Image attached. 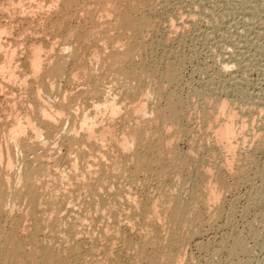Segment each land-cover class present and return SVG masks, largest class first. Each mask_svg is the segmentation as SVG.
Here are the masks:
<instances>
[{
  "label": "bare ground",
  "instance_id": "obj_1",
  "mask_svg": "<svg viewBox=\"0 0 264 264\" xmlns=\"http://www.w3.org/2000/svg\"><path fill=\"white\" fill-rule=\"evenodd\" d=\"M206 1L65 0L45 27L62 40L49 50L29 45L24 69L15 63L20 49L3 43L9 28L1 31L0 264H189L191 244L224 251L223 238H200L206 221L235 217L233 191L251 190L243 213L263 196L264 185L251 182L264 181V92L248 93L238 74L226 80L247 57L241 49L231 66L220 67L215 55L224 74L218 68L205 89L186 82L184 98L180 52L193 28L244 14L250 18L238 21L235 35L252 31L249 1ZM29 2L30 19L50 11L42 0ZM220 4L228 11L219 15ZM244 42L250 49L253 40ZM183 141L186 151L178 149ZM240 238L225 249L230 259L250 252Z\"/></svg>",
  "mask_w": 264,
  "mask_h": 264
},
{
  "label": "rangeland",
  "instance_id": "obj_2",
  "mask_svg": "<svg viewBox=\"0 0 264 264\" xmlns=\"http://www.w3.org/2000/svg\"><path fill=\"white\" fill-rule=\"evenodd\" d=\"M10 1V2H9ZM13 0H0V33H1V31H3L4 29H7V28H9L8 30H9V32H7V33H5V35L3 36V40H4V42L3 43H5V46L7 45L8 46V48H15V47H18L20 50V52H19V55L17 56V57H19V58H17L16 57V61H15V63L17 62L18 63V61H19V63H18V65L19 64H21V65H19L20 67H21V69H24L25 68V61H26V57L25 56H27V52H28V50L27 49H29V45H30V47L33 45V46H35L34 44H36V46H38V45H41V44H43L42 46L46 49V50H49L48 48L52 45L51 43H56V42H60L61 40H60V38H57L56 37V33H54L52 30V33H51V31L50 30H48V29H46V28H49L52 24V21H54V20H56L57 18L56 17H58V15L60 14V12L61 11H64V9L66 8L65 7V0H64V2H63V0L61 1V0H55V1H53V0H42V1H44L45 2V4H46V6H47V8H49V10L50 11H52V13H50V17H49V12L48 11H46V13H48V14H46V15H48V16H46L45 15V13H43V14H37V15H34V17L36 18V20H35V18L34 17H31V19H30V16H31V14H32V16H33V14H36V13H33V12H31V13H29V11H32V10H30V2L29 1H31V0H15V1H13V3L16 5L15 7H13V3H11ZM23 1H24V3H23ZM33 1V0H32ZM57 1V2H56ZM197 1V0H196ZM206 0H204V2H205ZM209 1V0H208ZM227 1H232L233 3H235V1H237V0H235V1H233V0H227ZM245 1H249L245 6L247 7H245L244 6V8L245 9H248V10H245V9H243V7H242V9L240 10V11H247V12H249V13H251V14H253V16L254 17H252L253 18V21L251 20L250 22L251 23H253L251 26H252V31H251V33L250 34H245V33H241V35H235V29H236V27H241V26H239V24L240 25H242L241 23H238V21H240V22H242L243 20H244V18H243V16H244V14L243 15H239V17L238 18H234L235 20H233V21H230V23H229V21H228V19H222L221 17H219L218 16V18L219 19H217V17H214V18H212L211 20H210V24H209V22H207V19L206 20H204L202 23H201V26H200V24H199V28H193L192 30H191V32H189L190 34H188V37L189 38H187L186 39V46H185V51L183 50V51H181L180 52V54L184 57L185 56V62H184V64L185 65H183L182 67H181V69H182V72L183 73H181V76H183L182 77V82H184L183 83V94H185L186 92L188 93L190 90L189 89H191V88H195L196 87V85H198L199 84V86H197V88H200V87H203L204 89H205V87H204V84L206 83V80L208 79V76H216L215 74H217L218 72L217 71H219V69L218 68H220L222 65L221 64H224L225 66H231V65H233V64H231V61L232 60H234V56H235V51L238 53L241 49L243 50V51H245V52H243L242 50H241V52H243V53H245V55L247 56L246 58H245V61H244V59H243V57H241L242 59H243V61L245 62H243L242 63V59L240 60L241 62H240V64L238 65V69H239V72H238V69H237V72H236V69H235V67L234 66H231L232 68H230V70L232 71H230V70H227V72H226V80H228V77L230 78L231 77V75H236V74H238V75H236V76H238V77H236L235 76V78H239V79H241L242 80V77H244L243 79H245L246 81V85H245V87H246V90H247V92L248 93H252L253 95H255V96H259V94L261 95L262 94V90H263V92H264V0H245ZM254 1V2H253ZM19 2H21V4H22V6H21V4L19 5ZM47 2V3H46ZM58 2H62V3H64L63 5L62 4H59ZM92 2V1H91ZM91 2H88V4H87V6L89 7V6H91L93 3H91ZM224 2H226V1H224ZM10 3V4H9ZM18 4V6H17V4ZM33 3H35V0H34V2H31V4H32V7H33ZM37 3V2H36ZM52 3H53V5H52ZM55 3H57V4H59L58 5V7H56L57 6V4H55ZM206 3H207V1H206ZM30 5L29 7L27 6V9H28V13L30 14H28L27 13V10H26V5ZM12 5V8H10V6ZM50 7H49V6ZM209 5H210V3H209ZM221 6L223 5V4H220ZM258 5V6H257ZM217 7V9L215 10L217 13H219V15L220 14H222L223 12L222 11H225V12H227L228 10H226V8L227 7H229L228 5H225V3H224V6L226 7ZM250 6V7H249ZM20 7V11H19V9L18 8ZM21 7L23 8L24 7V11L26 10V13L23 11V14H22V11L21 10H23V9H21ZM16 8H17V10H16ZM47 8H46V10H47ZM220 8H222L221 9V11H220ZM224 8H225V10H224ZM61 9V10H60ZM254 9H256V10H254ZM12 10V11H11ZM16 10V11H15ZM203 10V9H202ZM256 11V12H255ZM8 12H9V14H8ZM12 12V13H11ZM18 12H20L19 14H18ZM202 12V11H201ZM221 12V13H220ZM253 12V13H252ZM54 13H56V14H54ZM19 16H18V15ZM22 14V15H21ZM53 14V15H52ZM58 14V15H57ZM255 14V15H254ZM257 14V15H256ZM52 15V16H51ZM56 15V16H55ZM15 16V17H14ZM24 18H23V17ZM43 16H45V18H46V20H47V17H48V20L51 18V20L50 21H46V20H44L45 18L43 17ZM55 16V17H54ZM82 16V15H81ZM16 17H17V19H16ZM27 17V18H26ZM43 17V18H42ZM52 17L54 18V19H52ZM206 18V16H203V18ZM244 17H247L246 15L244 16ZM12 18V19H11ZM19 18V19H18ZM56 18V19H55ZM79 18L81 19V17L79 16ZM79 18H76L74 21H76V22H79V23H81L82 22V20H84L83 18H85V16L81 19V20H79ZM204 18V19H205ZM220 18H221V20H223V21H221L220 20ZM248 18H250L249 16L246 18V19H248ZM251 18V19H252ZM256 18V19H255ZM27 19H28V23H30V24H32V25H29L28 23H27ZM32 19H34V20H32ZM38 19V20H37ZM41 19H43V20H41ZM17 20H19V21H17ZM26 20V21H25ZM32 20V21H31ZM41 20V21H40ZM215 20H219V24H223V25H219V24H217L216 22H214ZM232 20V19H231ZM32 23H31V22ZM34 21V22H33ZM35 21H37V22H35ZM39 21V22H38ZM48 23V22H50V23H48L47 25L44 23ZM73 21V22H74ZM22 22V23H21ZM41 22H43V23H41ZM76 22H74V24H78V23H76ZM162 22H164V21H162ZM222 22H224V23H222ZM233 22V23H232ZM257 22V23H256ZM35 23V24H34ZM36 23H38V24H36ZM41 23V24H40ZM165 23V22H164ZM163 23V25H162V23L160 24V25H162V26H164L165 24ZM209 24L210 26H209V28H208V25H206V24ZM41 26H40V25ZM228 24V25H227ZM44 26V28L46 27V26H48V27H46L45 29L43 28V26ZM50 25V26H49ZM159 25V24H158ZM227 25V26H226ZM238 25V26H237ZM260 25H263V26H260ZM7 26V27H6ZM9 26V27H8ZM31 26V27H30ZM216 26V27H215ZM231 28H230V27ZM233 26V27H232ZM236 26V27H235ZM5 27V28H4ZM219 27L221 28V29H219ZM3 28V29H2ZM13 30H12V29ZM28 28H30V29H28ZM33 28V29H32ZM205 28V29H204ZM233 28V29H232ZM27 29V30H26ZM227 29V30H226ZM232 29V30H231ZM7 30V31H8ZM27 32H26V31ZM32 30V31H31ZM31 31V32H30ZM46 31V32H45ZM199 31H200V33H199ZM229 31V32H228ZM240 31V30H239ZM15 32V33H14ZM50 32V33H49ZM193 32V33H192ZM210 32V33H209ZM219 32V33H218ZM254 32V33H253ZM261 33V36H259V37H257V35L255 34V33ZM23 33H28L27 35L26 34H23ZM49 33V34H48ZM214 33V34H213ZM228 33H231V34H228ZM9 34V35H8ZM22 34L24 35V37L22 36ZM48 36H47V35ZM11 35V36H10ZM196 35V36H195ZM209 37H207V36ZM212 35V36H211ZM233 35V36H232ZM26 36V37H25ZM50 36V37H49ZM53 36H55V40H54V37ZM211 36V37H210ZM239 36V37H238ZM243 36V37H242ZM246 36H247V38L248 39H252L253 40V44H255L256 42V44L255 45H251V47H250V49L248 50L247 48H246V50H244L245 48V45H244V40H247V38H246ZM7 39H6V38ZM13 37V38H12ZM41 37V38H40ZM221 37V38H220ZM230 37V38H229ZM43 38V39H42ZM192 38V39H191ZM233 38V39H232ZM237 38V39H236ZM242 38V39H241ZM20 40V41H18V40ZM47 39V40H46ZM189 39V40H188ZM208 39V40H207ZM210 39H211V41H210ZM260 39V40H259ZM44 40H46V42L44 41ZM227 40V41H226ZM233 40V41H232ZM240 40V41H239ZM243 40V41H242ZM41 41V42H40ZM42 41H44V42H42ZM54 41V42H53ZM188 41V42H187ZM205 41V42H204ZM235 41V42H234ZM238 43H237V42ZM242 41V42H241ZM49 42V43H48ZM196 42V43H195ZM213 42V43H212ZM20 43H22L23 45H21ZM47 43V44H46ZM217 43V44H216ZM230 43V44H229ZM237 43V44H236ZM242 43V44H241ZM13 44V45H12ZM45 44V45H44ZM51 44V45H50ZM191 44V45H190ZM229 44V45H228ZM234 44V45H233ZM239 44V45H238ZM20 45H21V47H20ZM220 46V47H219ZM232 46V47H231ZM263 46V47H262ZM47 47V48H46ZM235 47L237 48V49H235ZM195 48V49H194ZM240 48V49H239ZM252 48V49H251ZM263 48V49H262ZM25 50V51H24ZM232 50V51H231ZM235 50V51H234ZM239 50V51H238ZM257 50V51H256ZM261 50V51H260ZM247 51V52H246ZM250 51V52H249ZM23 52H24V54H23ZM228 52V53H227ZM230 52V53H229ZM231 52L234 54L233 56H232V54H231ZM254 52V53H253ZM22 53V54H21ZM26 53V54H25ZM247 53V54H246ZM249 53V54H248ZM195 54V55H194ZM222 54V55H221ZM254 54V55H253ZM24 55V56H23ZM215 55L216 56H218L219 58H220V60H218V58L217 57H215ZM225 55V56H224ZM226 55H228V56H226ZM250 55V56H249ZM259 55V56H258ZM255 56V57H254ZM224 57V58H223ZM250 57V58H249ZM252 57V58H251ZM254 57V58H253ZM208 58V59H207ZM215 58H217L216 60H215ZM229 58V59H228ZM17 59H18V61H17ZM212 59V60H211ZM227 59V61H225ZM193 60V61H192ZM219 61V66H215L214 64H215V61ZM246 60H247V62H246ZM250 60H252V61H250ZM3 61V59H1V57H0V66L3 64V63H1ZM206 61V62H205ZM260 61V62H259ZM4 62V61H3ZM23 62H24V64H23ZM230 63L229 65L228 64H226V63ZM16 63V64H17ZM209 63V64H208ZM214 63V64H213ZM241 63H242V66H241ZM252 63V64H251ZM256 65H255V64ZM260 63V64H259ZM199 64V65H198ZM208 65V66H207ZM223 65V66H224ZM247 65V66H246ZM249 65V66H248ZM260 67H258V66ZM184 66H186V67H184ZM196 66V67H195ZM222 66V67H223ZM241 66V67H240ZM244 67H246L247 68V70L248 69H250V70H248V71H246V69L244 68ZM251 67V68H250ZM256 67V68H255ZM262 67V68H261ZM205 68V69H204ZM234 68V69H233ZM241 68V69H240ZM254 68V69H253ZM217 69V70H216ZM235 70V71H233V70ZM245 69V70H244ZM255 69H259V70H261V71H257V70H255ZM184 70V71H183ZM222 69L220 68V74H224V71H223V73H222V71H221ZM244 70V71H243ZM263 70V71H262ZM201 71L203 72V73H201ZM200 73V74H199ZM231 73V75H229ZM234 73V74H233ZM246 73V74H245ZM260 73V74H259ZM263 73V74H262ZM195 74V75H194ZM206 75V76H205ZM229 75V76H228ZM246 76V77H245ZM248 77V78H247ZM199 78H201V79H199ZM188 79V80H187ZM110 80V79H109ZM109 80H107L106 81V83H109L110 81ZM249 80V81H248ZM202 81H204L205 83L203 84V85H201V83H203ZM208 81V80H207ZM243 81V80H242ZM187 82V83H186ZM190 84H193L192 86H190L189 85V89L187 90V86H186V84L188 85L189 83ZM105 83V84H106ZM186 83V84H185ZM185 84V85H184ZM250 84V85H249ZM65 84L63 83V86H64ZM195 85V86H194ZM260 86H262V87H260ZM191 87V88H190ZM257 87V88H256ZM14 89V94L16 95V96H18V94H20V93H18L19 92V88H17V87H14L13 88ZM16 89H18V90H16ZM258 90H259V92H258ZM254 91V92H253ZM186 93V94H187ZM183 95L184 96V98L187 96H190V94L188 93V95ZM0 95H1V93H0ZM4 93H3V96H1L0 97V101H1V104H0V106H1V108L6 104V99H5V97H4ZM4 97V98H3ZM186 97V98H187ZM237 98V97H236ZM2 100H3V102H2ZM235 100V99H234ZM233 99L231 100V102L233 101V104H231V106L233 107V106H235V103H237V104H240V102L238 103L236 100L234 101ZM8 101V100H7ZM4 103V104H3ZM2 111H3V109H2ZM178 145H179V147H178V149L179 150H182V151H186V149H187V143L186 142H180V143H178ZM186 145V146H185ZM184 149V150H183ZM41 153V152H40ZM260 158V170L262 169V171H264V155H262V156H260L259 157ZM262 159V160H261ZM263 162V163H262ZM261 166H263V167H261ZM259 177H255V179H254V176L252 177V182H251V184L253 185V187H255V185H256V187H262L263 188V185H264V181L262 182V179L261 178H259ZM254 179V180H253ZM254 182V183H253ZM261 183V184H260ZM261 185V186H260ZM241 186H243V185H241ZM247 186V187H246ZM244 185V188H241V187H239L238 189H237V192H236V196H234L235 194H234V192L235 191H233V193L232 194H230L228 197H227V200L228 201H230V202H234L235 203V198H238L237 200H236V203H235V205H237V206H234V207H236V208H234V209H236V210H234V215H235V217L233 216V218H230L231 220H229V219H226V218H224V219H220L221 221H215V222H211V221H206V224L208 225H206L207 227H204L205 229H207V230H205L206 232H204V234L203 235H205V234H207V235H205V236H201V238H200V240L203 238L204 240H201V242L203 241H210L211 242V240H212V242L213 241H216L215 243H217V242H220V240H222V242H223V239L225 240V249L228 251V247H230V241L231 240H233L234 238H240V236H241V238L240 239H242L243 240V242H245L246 241V247L248 246V248H247V250H250V252L248 251V253H246L247 255H243V254H239L238 255V257L237 256H235L233 259H230V256L228 255V254H226V253H228V252H226V250L224 249V251H223V249L220 251H218L216 254V256L215 255H213V254H215V253H212V254H208V253H206V252H204V251H200L197 247H196V245H189V247H187L188 249H186V253H185V251H184V253H185V258L187 259H185V258H183V259H185V263H189V264H191L192 262V264H213V263H215V264H245L246 263V261H247V264H264V193H263V196H262V198L261 199H259L257 202H255L254 204H253V206L255 207H253L252 205V207L254 208V210H253V208L251 207V209L250 208H248V209H250V210H248V212H245V213H243L242 211L244 210V208L246 207V203L247 202H249V200H248V198H249V196H247V195H250V193L251 192H249V191H251L250 190V188L248 187V185ZM241 188V189H240ZM239 190H241V192L239 191ZM247 191V192H246ZM239 192V193H238ZM248 193V194H247ZM239 195V196H238ZM243 196V197H242ZM241 198V199H240ZM246 200H248V201H246ZM259 202H261V205H260V203ZM263 202V203H262ZM259 203V204H258ZM256 204H258V205H256ZM228 208H230L229 206H227L226 207V209H227V211H228ZM238 208V209H237ZM236 211V212H235ZM236 213V214H235ZM238 213V214H237ZM248 213V214H247ZM258 214V215H257ZM246 215V216H245ZM244 217V218H243ZM262 217V218H261ZM260 218V219H259ZM233 219V220H232ZM245 219V220H244ZM263 219V220H262ZM209 220V219H208ZM223 220V221H222ZM227 220V221H226ZM237 220V221H236ZM262 220V221H261ZM224 221H225V223H224ZM211 222V224H208V223H210ZM253 222V223H252ZM230 223V224H229ZM219 224V225H218ZM229 224V225H228ZM211 225V226H210ZM221 225V226H220ZM228 225V226H227ZM236 225V226H235ZM219 227V228H218ZM230 227V228H229ZM218 228V229H217ZM210 231H209V230ZM213 229V230H212ZM251 229V230H250ZM231 230H233V231H231ZM235 230V231H234ZM240 231V232H239ZM242 231H243V233H242ZM251 231H253V233H251ZM232 232V233H231ZM237 232H239V234L241 233L242 235H239L238 236V233ZM256 234H255V233ZM209 233V234H208ZM235 233V234H234ZM229 234H230V236H229ZM256 236H255V235ZM259 236H258V235ZM248 235V236H247ZM231 238L232 237V239H229V237ZM236 236V237H235ZM257 236H258V238H257ZM244 239H243V238ZM254 237H256L255 239H254ZM209 238V239H208ZM223 238V239H222ZM260 238V239H259ZM228 239V240H227ZM208 241V242H209ZM229 243H228V242ZM202 242V243H203ZM206 242H204V243H206ZM227 242V243H226ZM228 244H229V246H228ZM228 246V247H227ZM197 249V250H196ZM189 250V251H188ZM200 251V252H199ZM204 254H206V256L204 255ZM225 254V255H224ZM188 255V256H187ZM194 255V256H193ZM219 255V256H218ZM183 256V257H184ZM190 256V257H189ZM210 256V257H209ZM228 256V257H227ZM212 257V258H211ZM215 257V258H214ZM192 258H193V260L195 261H192L191 263L189 262V260L191 261L192 260ZM218 260H217V259ZM205 259V260H204ZM237 259V260H236ZM199 260V261H198ZM210 260V261H209ZM231 260V261H230ZM187 261V262H186ZM219 261V262H218ZM244 261V262H243ZM205 262H207V263H205ZM209 262V263H208ZM227 262V263H226ZM238 262V263H237Z\"/></svg>",
  "mask_w": 264,
  "mask_h": 264
}]
</instances>
